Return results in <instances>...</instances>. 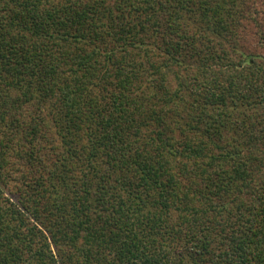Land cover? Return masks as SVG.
<instances>
[{"label":"trees","instance_id":"trees-1","mask_svg":"<svg viewBox=\"0 0 264 264\" xmlns=\"http://www.w3.org/2000/svg\"><path fill=\"white\" fill-rule=\"evenodd\" d=\"M0 264H264V0H0Z\"/></svg>","mask_w":264,"mask_h":264}]
</instances>
